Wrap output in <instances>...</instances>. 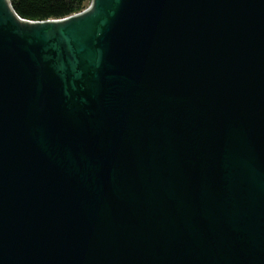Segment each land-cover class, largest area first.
I'll use <instances>...</instances> for the list:
<instances>
[{"label":"water","instance_id":"95a60500","mask_svg":"<svg viewBox=\"0 0 264 264\" xmlns=\"http://www.w3.org/2000/svg\"><path fill=\"white\" fill-rule=\"evenodd\" d=\"M0 264H264V0H0Z\"/></svg>","mask_w":264,"mask_h":264},{"label":"trees","instance_id":"16d2710c","mask_svg":"<svg viewBox=\"0 0 264 264\" xmlns=\"http://www.w3.org/2000/svg\"><path fill=\"white\" fill-rule=\"evenodd\" d=\"M22 19L46 21L62 19L86 9L91 0H8Z\"/></svg>","mask_w":264,"mask_h":264}]
</instances>
